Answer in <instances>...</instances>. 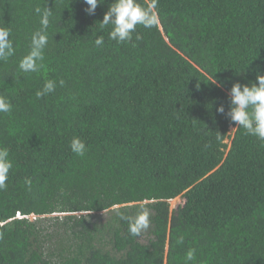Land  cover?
<instances>
[{"label":"trees","instance_id":"trees-1","mask_svg":"<svg viewBox=\"0 0 264 264\" xmlns=\"http://www.w3.org/2000/svg\"><path fill=\"white\" fill-rule=\"evenodd\" d=\"M110 2L89 15L84 0H0L15 47L0 61L13 161L0 264H185L189 249L190 264H264V141L227 115L232 83L264 74V0H159V25L123 43L99 28ZM36 7L53 12L48 45L40 70L21 73ZM49 79L55 91L37 98ZM141 205L151 224L131 236L113 208Z\"/></svg>","mask_w":264,"mask_h":264},{"label":"clouds","instance_id":"clouds-1","mask_svg":"<svg viewBox=\"0 0 264 264\" xmlns=\"http://www.w3.org/2000/svg\"><path fill=\"white\" fill-rule=\"evenodd\" d=\"M87 5L85 11L89 15H94L98 5L104 3V0H84ZM159 0H150V2L141 3V0H111L107 11L100 20L99 28L111 26L109 38L117 43H123L132 39L138 25L144 28L157 27L160 23L157 5ZM35 13L40 17V29L31 35V44L29 51L19 60V70L21 73H36L43 66L44 50L48 45L47 29L50 24V18L53 12L50 8L41 9L36 7ZM12 29L8 26H0V61H6L15 54V47L11 39ZM139 38V36H137ZM96 46H102L103 36H97L94 41ZM210 82L217 87H222V83L215 79ZM59 83L63 85V80ZM57 82L55 80H46L43 88L36 91V97L42 98L55 91ZM230 102L227 115L236 125L244 129L245 133L264 141V74L257 73L256 79L250 83H241L235 81L232 83L230 91ZM12 104L6 96L0 95V113H10ZM217 111L225 114V107L220 104ZM70 148L72 152L83 156L86 151L85 142L79 137L71 140ZM13 168V161L10 158V152L7 147L0 146V190L6 188V182L9 178L10 170ZM25 183L31 185V179H26ZM113 210L121 220L128 223V232L131 236H140L149 229L150 210L141 205L139 211L134 216L125 215L114 206ZM184 237L177 239L178 244H182ZM195 259V249H189L185 255V264H190Z\"/></svg>","mask_w":264,"mask_h":264},{"label":"rangeland","instance_id":"rangeland-1","mask_svg":"<svg viewBox=\"0 0 264 264\" xmlns=\"http://www.w3.org/2000/svg\"><path fill=\"white\" fill-rule=\"evenodd\" d=\"M183 201H184V199L182 197L175 198V199L171 200V207L175 209Z\"/></svg>","mask_w":264,"mask_h":264},{"label":"built area","instance_id":"built-area-1","mask_svg":"<svg viewBox=\"0 0 264 264\" xmlns=\"http://www.w3.org/2000/svg\"><path fill=\"white\" fill-rule=\"evenodd\" d=\"M17 217H18V218L26 217V218H33V219L36 218L34 215H31V216H25V215H21L20 213H18Z\"/></svg>","mask_w":264,"mask_h":264}]
</instances>
